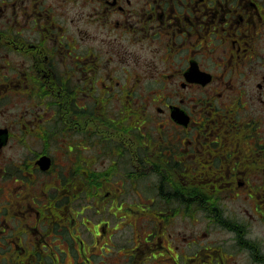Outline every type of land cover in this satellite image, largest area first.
Wrapping results in <instances>:
<instances>
[{
  "label": "flooded vegetation",
  "instance_id": "af4514ba",
  "mask_svg": "<svg viewBox=\"0 0 264 264\" xmlns=\"http://www.w3.org/2000/svg\"><path fill=\"white\" fill-rule=\"evenodd\" d=\"M0 264H264V0H0Z\"/></svg>",
  "mask_w": 264,
  "mask_h": 264
}]
</instances>
